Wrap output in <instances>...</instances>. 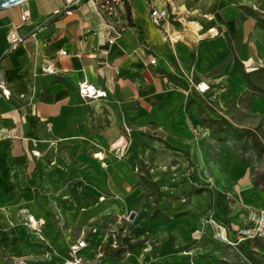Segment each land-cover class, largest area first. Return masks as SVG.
<instances>
[{
	"label": "crops",
	"instance_id": "crops-1",
	"mask_svg": "<svg viewBox=\"0 0 264 264\" xmlns=\"http://www.w3.org/2000/svg\"><path fill=\"white\" fill-rule=\"evenodd\" d=\"M155 10L168 13L162 25ZM65 11V0H28L0 12L12 93L0 95V264H65L83 239V264L222 258L230 236L204 222L217 196L179 183L204 181L196 144L212 135L208 122L252 130L264 120L263 89L247 83L264 73V0H126L114 16L78 0ZM15 28L26 42L12 52ZM113 30L122 34L110 45ZM45 65L57 74L42 75ZM84 81L108 98L84 101ZM23 210L43 224L40 235ZM130 213L132 240L105 256L108 215L123 223Z\"/></svg>",
	"mask_w": 264,
	"mask_h": 264
},
{
	"label": "rangeland",
	"instance_id": "rangeland-1",
	"mask_svg": "<svg viewBox=\"0 0 264 264\" xmlns=\"http://www.w3.org/2000/svg\"><path fill=\"white\" fill-rule=\"evenodd\" d=\"M247 83L255 90L263 89L260 93L264 96V73L247 78ZM207 125L212 128V135L196 144L205 159L203 170L200 171L204 181L195 184L190 181L177 183L180 186L190 185L191 193L205 190L217 196V206L209 210L204 222L208 223L213 214H216L221 224L227 226V232L234 241L240 228L251 225L252 213L264 212V150L257 146L251 134L237 132L238 129H245L242 126L237 129L225 123L214 122H208ZM252 130L264 145V120L258 121ZM194 164L192 162L190 167L192 175ZM174 186L176 188L178 184L174 183ZM155 200L156 198L154 202ZM178 200L180 210L184 213L186 204L183 199ZM121 216L123 223L120 222L119 215H108L109 222L105 226L107 245L100 249L105 256L111 254L110 248L114 250L120 247V239L132 238L131 231L136 218L132 221L131 213ZM236 243V247L224 248L222 258L211 254L209 258L212 264H264V237L241 244L237 240Z\"/></svg>",
	"mask_w": 264,
	"mask_h": 264
},
{
	"label": "built area",
	"instance_id": "built-area-1",
	"mask_svg": "<svg viewBox=\"0 0 264 264\" xmlns=\"http://www.w3.org/2000/svg\"><path fill=\"white\" fill-rule=\"evenodd\" d=\"M95 5L99 6V8L102 10L100 15H108V16H114L117 13V9L120 6L126 5V0H89ZM66 3V11L65 15L70 16L73 13V8L77 6L78 0H65ZM62 14V12H58L57 15ZM152 17L154 22L157 25H162L163 22L167 21L169 16L167 12H159V11H153ZM23 23H30V15L26 13L22 19ZM47 26V22L39 24L36 28V31L44 30ZM19 28H15L13 32L10 34V44H11V51L13 52L18 47L25 44L26 39L25 37L19 35L18 33ZM113 37L109 40V44L113 45L115 41L121 36L122 31L119 30H113ZM34 40H36V36H31ZM37 42V41H36ZM59 55L61 57H67V52H60ZM154 63V62H153ZM42 75H56L57 72L50 66L45 65L42 67L41 70ZM197 89L200 93L204 94L209 90V87L205 85H199L197 86ZM0 95L10 101L12 98V93L8 88V81L6 73L0 68ZM79 95L84 101H93V100H100V99H107L108 94L105 91L99 90L96 87L90 85L87 81H84L79 85ZM125 135L128 139H130L131 136V128L127 125L124 127ZM37 155V154H35ZM22 215L26 217L27 219V225L31 229V231L35 232L36 234L40 235L42 233L43 224L40 221H37L36 218L29 214L27 210L22 211ZM250 226L242 227L238 230V235L234 241L233 239H230L227 237L226 243L228 246L236 247L238 245L237 240L239 241V244L247 241L257 240L264 237V212L260 213H252L250 218ZM208 223L214 227H218L220 229H224L227 231V226H224L221 224V221L217 217H213L212 220L208 221ZM97 231H94L96 233ZM229 235V234H228ZM236 241V242H235ZM89 245L86 239H83L82 241H79L77 244L73 245L70 249L69 256L65 259V264H83L84 261L81 257V252L88 249ZM16 264H27L25 262H18Z\"/></svg>",
	"mask_w": 264,
	"mask_h": 264
},
{
	"label": "water",
	"instance_id": "water-1",
	"mask_svg": "<svg viewBox=\"0 0 264 264\" xmlns=\"http://www.w3.org/2000/svg\"><path fill=\"white\" fill-rule=\"evenodd\" d=\"M28 0H0V12L14 8L18 5L25 3ZM135 219V215L131 216V220Z\"/></svg>",
	"mask_w": 264,
	"mask_h": 264
},
{
	"label": "trees",
	"instance_id": "trees-1",
	"mask_svg": "<svg viewBox=\"0 0 264 264\" xmlns=\"http://www.w3.org/2000/svg\"><path fill=\"white\" fill-rule=\"evenodd\" d=\"M242 131L251 134L253 136L257 146L260 147L262 150H264V145L261 142L260 137L256 134L255 131H252L249 129H238L237 130V132H242ZM117 251H118V253H120V248Z\"/></svg>",
	"mask_w": 264,
	"mask_h": 264
},
{
	"label": "bare ground",
	"instance_id": "bare-ground-1",
	"mask_svg": "<svg viewBox=\"0 0 264 264\" xmlns=\"http://www.w3.org/2000/svg\"><path fill=\"white\" fill-rule=\"evenodd\" d=\"M209 20H210V19H209ZM193 27H194V26H193ZM195 28H196V27H195ZM195 28H194V29H195ZM198 30H199V29H198ZM197 35H198V34H197Z\"/></svg>",
	"mask_w": 264,
	"mask_h": 264
}]
</instances>
